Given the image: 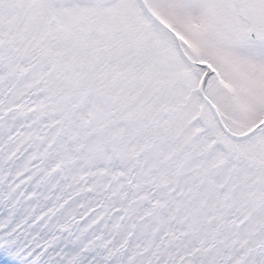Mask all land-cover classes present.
<instances>
[{"label":"snow or ice","instance_id":"snow-or-ice-1","mask_svg":"<svg viewBox=\"0 0 264 264\" xmlns=\"http://www.w3.org/2000/svg\"><path fill=\"white\" fill-rule=\"evenodd\" d=\"M0 264H264V0H0Z\"/></svg>","mask_w":264,"mask_h":264}]
</instances>
